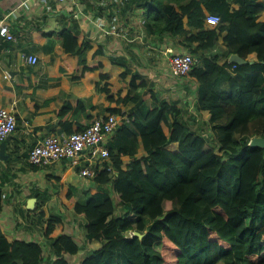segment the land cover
<instances>
[{"label":"trees","instance_id":"obj_1","mask_svg":"<svg viewBox=\"0 0 264 264\" xmlns=\"http://www.w3.org/2000/svg\"><path fill=\"white\" fill-rule=\"evenodd\" d=\"M238 2V9L232 10L227 0L126 3L125 9L143 11L148 35L186 33L185 17L195 29L182 45L196 57L189 76L198 84L199 109L209 110L214 141L189 127L176 102L159 100L133 72L125 83L128 93L118 98L134 103L126 111L130 122L107 144L115 171L103 168L94 178L111 185L121 212H116V201L107 191L72 204L85 219L86 238L102 242L80 264H264V148L248 144L255 136L264 137V20H259L264 3ZM207 14L219 16V24L207 26ZM223 32L227 58L220 62L218 54L207 56L205 51L215 47ZM58 36L64 50L84 63L81 74L101 67L99 62L86 63L89 44L78 42L80 32L74 26ZM232 53L245 59L255 53L256 59L234 64L229 62ZM118 61L125 67V79L128 60ZM171 143H178V150H170ZM140 145L145 155L137 158ZM125 155L131 160L123 169ZM51 217L44 228L55 256L50 264H70L65 254L76 255L80 246L69 234L52 237L61 219ZM129 231L144 236L129 237ZM44 261L40 244L10 241L0 229V264Z\"/></svg>","mask_w":264,"mask_h":264},{"label":"crops","instance_id":"obj_2","mask_svg":"<svg viewBox=\"0 0 264 264\" xmlns=\"http://www.w3.org/2000/svg\"><path fill=\"white\" fill-rule=\"evenodd\" d=\"M227 1L231 10L238 9L239 0ZM257 1L264 3V0ZM130 2L78 0L76 4H71L55 0H0V17L8 15L9 28L16 37V41L0 39V108L13 111L17 118L15 132L0 142L4 144L5 156L0 158V229L10 241L24 240L40 244L49 264L55 256L50 252L52 248L44 235V228L51 216V206L64 204L74 212V202L104 194L106 186L93 178L79 175L80 168L87 163V152L77 161L64 159L35 165L28 161V151L49 134H69L86 128L96 117L105 116L112 110H130L134 103L118 100L129 91V85H126L129 77L122 79L125 67L119 65L118 60L161 58L162 64L157 65L160 67L156 71L157 76H153L161 79L168 74L169 52L188 51L182 45V40L187 33L195 31L187 24L185 17L186 33L177 36L168 33L148 35L143 27V11L141 14L140 9H135V13L125 9L126 3ZM124 11L127 17L133 18L125 24V28ZM136 12L138 14L134 15ZM259 20H264V10ZM73 26L80 32L78 42L89 44L84 53L86 63L99 62L100 68L81 74L84 63L75 54L64 50L58 35L64 28ZM225 34L222 33L214 48L205 51L207 56L218 54L220 62L227 58ZM125 42L142 46H131L126 50ZM23 52L36 55L37 63L25 62L21 56ZM111 58L116 61L113 63ZM246 59L254 61L256 54L251 53ZM147 68H133V71L147 81ZM186 78L193 79L190 76ZM186 78H173L168 74V87L173 90L170 85L173 84L177 89L171 97L162 99L176 102L181 108V120L186 122L184 111L189 105L190 95L185 94L191 92L195 101L189 116L195 121L201 119L209 126V110L198 107V84L193 79L195 85L190 90ZM149 87L157 98L161 96L158 87ZM115 135V132L111 134L106 143L109 144ZM168 148L176 151L178 143H171ZM143 155L145 151L141 146L136 157ZM130 160L129 155L122 157L123 169L128 167ZM86 195L87 198L82 199ZM29 202L33 204L32 208L28 206ZM74 214L73 218L84 225L83 216ZM60 219L51 236L69 234L80 245L77 239L81 236L80 229H75L73 223L67 225L63 216ZM63 227L74 229L62 230ZM83 237H86V230Z\"/></svg>","mask_w":264,"mask_h":264},{"label":"built area","instance_id":"obj_3","mask_svg":"<svg viewBox=\"0 0 264 264\" xmlns=\"http://www.w3.org/2000/svg\"><path fill=\"white\" fill-rule=\"evenodd\" d=\"M60 3L76 4L78 0H55ZM8 15L0 17V39L5 41H16L14 33L9 28ZM220 17L215 14H207L205 24L209 27L218 25ZM23 60L29 64L37 63L38 57L23 52ZM168 74L173 78H182L189 75L193 68L196 57L189 51H170L167 58ZM198 120V119H196ZM130 122V117L125 110L111 112L105 116H99L86 128L69 134H49L35 143L28 151L27 159L35 165L48 164L59 160L77 161L80 157L88 154L85 159L87 163L80 168L79 175L95 178L100 169L115 171L110 161L107 147L109 136L118 128ZM17 118L13 111L0 108V142L15 132ZM108 163L106 167H103ZM134 231H129L132 237Z\"/></svg>","mask_w":264,"mask_h":264},{"label":"rangeland","instance_id":"obj_4","mask_svg":"<svg viewBox=\"0 0 264 264\" xmlns=\"http://www.w3.org/2000/svg\"><path fill=\"white\" fill-rule=\"evenodd\" d=\"M129 11H133L134 9L132 8H127ZM141 11V14H142V10L140 9ZM124 25L129 23V21L131 22L133 20V18L131 19L129 16L127 17V12L124 11ZM135 15V14H134ZM126 27V25L124 26V28ZM134 43V42H133ZM131 46H142V44H139V43H136V44H131V42L129 44H127L125 42V49L127 50L128 47H131ZM250 58V57H249ZM159 60V61H158ZM129 63L127 62V64L130 66V72H128V76L130 78V76L133 74V68H136V70H138V68H145V67H148V73H146L145 75L147 76V86L148 88H150L149 86H155V87H158L155 88L159 91V94H161L160 97H158L159 100H162V98H169L173 95V93L175 92L174 90L177 89L175 88L174 86H172L173 84H170L171 87L173 88V90H170V87H168V84H169V81H168V74L167 76L165 77H161V79H156L154 78L153 76L156 75L157 76V73L156 71L158 70V68H160L159 66L157 65H160L162 64L161 61L162 59H145L144 57H140V58H137V59H132V60H129ZM158 61V62H157ZM137 72V71H135ZM145 72V71H144ZM189 75L187 76H184L183 78H186L188 77ZM188 79L187 80V84L189 85L190 87V90H193L192 86L195 85L194 83V80L193 79H189V78H186ZM149 80H153L152 82L149 81ZM173 81H175V79H172ZM193 80V81H192ZM190 83V84H189ZM151 89V88H150ZM188 89V88H187ZM179 90H183V89H179ZM185 94V93H183ZM186 96H189L190 95V101H188V106L186 107L185 111H184V120L193 128L195 129H198L199 132H202L201 134L204 135L205 137L208 138L209 141H214V133H211V131L209 130V126L207 125V123L205 121H202L201 122V119H198L197 121H195V119L191 116H189V113H191V110L194 109V94H192L191 92L185 94ZM150 99H147V102H149ZM197 117H200V116H197ZM192 118L194 120H192ZM202 118V116L200 117ZM194 121V122H193ZM262 123V122H261ZM199 124V125H198ZM198 125V127L196 128V126ZM261 128L262 126H260L257 130L258 131H255V132H260L261 131ZM164 130H167V127L165 126L164 127ZM169 148L171 149L172 147L169 146ZM216 152H219L218 149H216ZM106 187V191L110 190L108 193H112V197L115 199L116 201V212H121V207H119V199H118V194H117V198H116V194L115 192H113V188L111 187V185H105ZM88 195L86 196H83L82 199H86ZM96 196V195H94ZM68 197V195H67ZM97 197V196H96ZM82 201H85V200H82ZM176 205V203H174ZM51 210H49L50 214H51V218H55V217H60L63 216L64 217V221L67 225H71V223L75 224V229L79 228L80 229V232H81V236L77 237V239L79 240V243H80V250L79 252L74 255V256H70L68 254H65V258L69 261L70 264H80L81 260L87 256V255H90L91 252L94 250V249H97V247L99 248L101 246V241H98V240H92V242L90 240H88L86 237L84 238L83 237V232L85 230L84 228V225L82 222H80V220L78 219H74L73 216L75 215L74 212L72 210H69L67 208V205H64V204H61L60 205H56V206H51ZM59 208V209H58ZM78 225V226H77ZM65 226V224H64ZM74 228H71L70 227H63L62 230H72ZM51 252V251H50ZM52 254V253H51ZM45 264H49L48 263V258L45 257Z\"/></svg>","mask_w":264,"mask_h":264},{"label":"water","instance_id":"obj_5","mask_svg":"<svg viewBox=\"0 0 264 264\" xmlns=\"http://www.w3.org/2000/svg\"><path fill=\"white\" fill-rule=\"evenodd\" d=\"M229 62L234 63V64H239V65H240V64H245V63L247 62V59H245V58L239 56V55L236 54V53H232V54L229 56ZM249 63H252V61H249ZM248 144L251 145V146H261V147L264 148V137H262V136H255V137H253V138L249 141ZM3 153H4V144L1 143V144H0V158H1V157H5ZM30 202H31V201H30ZM30 202H29L28 206H29L30 208H32V205H33V204L30 203ZM134 235L138 236L139 238H142V237L144 236V234H140V233H138L137 231L134 233Z\"/></svg>","mask_w":264,"mask_h":264}]
</instances>
